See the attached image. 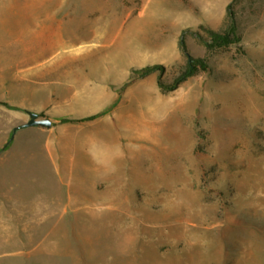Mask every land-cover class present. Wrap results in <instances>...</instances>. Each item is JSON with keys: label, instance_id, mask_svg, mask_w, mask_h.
<instances>
[{"label": "rangeland", "instance_id": "rangeland-1", "mask_svg": "<svg viewBox=\"0 0 264 264\" xmlns=\"http://www.w3.org/2000/svg\"><path fill=\"white\" fill-rule=\"evenodd\" d=\"M231 20L239 41L208 48ZM184 29L207 68L163 90ZM100 85L113 104L68 103ZM28 111L51 127L116 111L125 154L86 196L81 171L69 200L47 129L19 128L0 192L50 215L0 217V264H264V0H0V129L16 121L0 148Z\"/></svg>", "mask_w": 264, "mask_h": 264}, {"label": "crops", "instance_id": "crops-1", "mask_svg": "<svg viewBox=\"0 0 264 264\" xmlns=\"http://www.w3.org/2000/svg\"><path fill=\"white\" fill-rule=\"evenodd\" d=\"M49 97L51 100V97H53L52 93H49ZM81 97L85 98L86 101L82 102L86 104L101 105L113 104L118 99L112 90H107L105 86L100 85L92 86L83 94L76 92L71 94L70 98H68L70 99L68 103H78L77 99ZM45 104L49 105L50 103L47 101L39 105V107L31 108L34 111H39L44 108ZM47 117L50 118L48 115ZM118 117V112L113 111L111 114L98 115L92 119L73 120L60 123L57 127L46 128L45 139L42 144L43 151L59 179L67 186L69 200L73 191L75 193L78 190L72 188V183L74 179L78 178L81 171L86 174L85 177V174H83V178H87L89 174H92V180L82 186L79 191L80 194L86 196L87 193L94 190L99 171L111 168L114 162L125 154L121 147V136L118 133L117 136L112 133L113 127L114 129L116 127L115 121ZM22 118L21 116L20 119ZM14 122L16 123L14 120L11 121V124H14ZM10 125L5 122V128L0 129V133L6 135ZM17 130L13 135L14 140L13 138L11 139V131L8 141L10 144L6 143L4 147L0 148V158L14 145ZM12 140L13 142L11 143ZM5 198L0 192V217H28L34 215L39 217L50 215V211L47 209L41 210L33 206L25 209L15 205H8Z\"/></svg>", "mask_w": 264, "mask_h": 264}, {"label": "trees", "instance_id": "trees-1", "mask_svg": "<svg viewBox=\"0 0 264 264\" xmlns=\"http://www.w3.org/2000/svg\"><path fill=\"white\" fill-rule=\"evenodd\" d=\"M227 15L230 18H232L231 11L227 12ZM185 32H186L185 29L182 30L178 38V46L186 54V58H187L185 68L179 75H177L173 79V82L171 84L164 85L161 82H159V85L163 90L174 89L175 87H177V85L180 82L184 81L187 77L196 74L199 70H206L207 68L205 60L203 58H195V57L190 56L187 53L186 46H185V39H184ZM208 34H209V40L206 42V46L208 48L227 46L229 44L236 43L237 41H239V36L236 33L235 25L232 20L227 30H224L223 32L208 30ZM156 69L161 70L162 66L160 64H152V65H148L144 68L139 69L137 72H138L139 77H143L153 72ZM96 116L97 114H93V115L86 116L78 120L92 119ZM73 120L75 119L65 116L59 119V123H64V122L73 121Z\"/></svg>", "mask_w": 264, "mask_h": 264}, {"label": "water", "instance_id": "water-1", "mask_svg": "<svg viewBox=\"0 0 264 264\" xmlns=\"http://www.w3.org/2000/svg\"><path fill=\"white\" fill-rule=\"evenodd\" d=\"M28 116L29 118L27 121L13 127L11 139L13 138L15 131L19 128L31 127V126H40L42 128L51 127V124H52L51 120L46 117H39L37 112L28 111Z\"/></svg>", "mask_w": 264, "mask_h": 264}]
</instances>
